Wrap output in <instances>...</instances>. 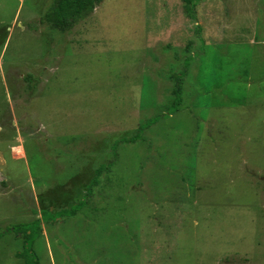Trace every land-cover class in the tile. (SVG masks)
Wrapping results in <instances>:
<instances>
[{"label":"rangeland","instance_id":"obj_1","mask_svg":"<svg viewBox=\"0 0 264 264\" xmlns=\"http://www.w3.org/2000/svg\"><path fill=\"white\" fill-rule=\"evenodd\" d=\"M54 1L0 0V264H264V0Z\"/></svg>","mask_w":264,"mask_h":264},{"label":"trees","instance_id":"obj_2","mask_svg":"<svg viewBox=\"0 0 264 264\" xmlns=\"http://www.w3.org/2000/svg\"><path fill=\"white\" fill-rule=\"evenodd\" d=\"M104 0H55L53 6L42 16V21L48 23L54 28L62 32L71 30L79 21L90 16L95 8ZM184 5L185 12L192 17H196V7L201 0H181ZM188 60V59H187ZM176 86L173 89L174 101L170 107V112L165 115H170L176 110H179L182 104L183 94V76L175 75ZM162 116L152 117L147 119L143 124L139 125L137 133L132 137H126L122 140L125 142H136L142 138L145 129L155 124ZM110 165H102L95 172L92 184L99 183V177L103 172L109 171ZM87 192L86 195H88ZM86 201L81 200L69 212L63 210L64 214L74 216L85 205ZM47 211H49L47 209ZM63 214V212H62ZM4 232H22L25 235V249L19 253V257L25 258L26 264H38L37 255L33 248L35 238L42 232L41 220L36 219L30 223H19Z\"/></svg>","mask_w":264,"mask_h":264},{"label":"crops","instance_id":"obj_3","mask_svg":"<svg viewBox=\"0 0 264 264\" xmlns=\"http://www.w3.org/2000/svg\"><path fill=\"white\" fill-rule=\"evenodd\" d=\"M29 21V20H28Z\"/></svg>","mask_w":264,"mask_h":264}]
</instances>
